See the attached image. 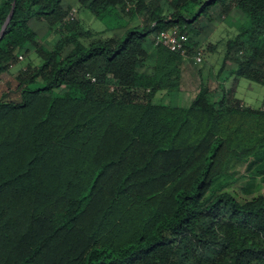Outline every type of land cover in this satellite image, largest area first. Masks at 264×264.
Returning <instances> with one entry per match:
<instances>
[{"label":"trees","instance_id":"1","mask_svg":"<svg viewBox=\"0 0 264 264\" xmlns=\"http://www.w3.org/2000/svg\"><path fill=\"white\" fill-rule=\"evenodd\" d=\"M74 7L121 33L84 30ZM216 7L245 17L225 42L233 80L264 86V0H0V75L35 55L13 73L18 99L0 98V264H264V195L211 190L264 155V99L235 84L179 103ZM171 29L186 57L154 44Z\"/></svg>","mask_w":264,"mask_h":264},{"label":"rangeland","instance_id":"2","mask_svg":"<svg viewBox=\"0 0 264 264\" xmlns=\"http://www.w3.org/2000/svg\"><path fill=\"white\" fill-rule=\"evenodd\" d=\"M74 8L76 9V7ZM218 11L217 7L210 10V15L213 17L211 22L205 19L200 21L204 31L199 39L198 48L202 49L203 61L199 65L194 64L188 58L187 61H184L181 70L179 103L188 105L201 86L208 90L209 98L219 99L225 90L229 94L237 84L234 94L251 106L258 107L264 97V86L243 78H240L236 83L233 80V74H231L233 62L224 58L225 42L238 33V28L244 23L245 17L239 10H233L225 18H222ZM76 19L80 20L84 30L93 31L95 36L104 37L112 33L120 34L122 31L117 27L119 22L112 17H108L106 22L114 24H111L116 28L114 30L105 29L106 23L95 18L91 13L78 11V9ZM39 38V42L53 45L58 36L50 30L41 33ZM149 39L148 37V41ZM30 60H35V55L32 53L23 58V65L19 64L18 66H25ZM18 66L14 65L9 71L0 75V98L5 93L14 100L18 99L15 91L18 82L13 76ZM174 96L177 98V93ZM175 102L177 103V101ZM261 171H264V155L246 161H234L216 179L211 190L215 194L228 192L239 201L253 198L258 194L264 195V173Z\"/></svg>","mask_w":264,"mask_h":264},{"label":"built area","instance_id":"3","mask_svg":"<svg viewBox=\"0 0 264 264\" xmlns=\"http://www.w3.org/2000/svg\"><path fill=\"white\" fill-rule=\"evenodd\" d=\"M76 17V9L72 8L69 12L68 19L72 20ZM154 44H163L170 51L178 52L182 56L186 57V47L185 43L187 41V36L184 33H181L177 29H171L168 31H162L154 37ZM191 60L194 64H200L202 62V52L199 51L197 54L191 57Z\"/></svg>","mask_w":264,"mask_h":264},{"label":"water","instance_id":"4","mask_svg":"<svg viewBox=\"0 0 264 264\" xmlns=\"http://www.w3.org/2000/svg\"><path fill=\"white\" fill-rule=\"evenodd\" d=\"M11 15H12V9H11V11L9 12V14H8V16H7V18H6L5 22H4V24H3L2 31H1V33H0V37H2V35H3V33H4V28L6 27L7 22H8V20L10 19Z\"/></svg>","mask_w":264,"mask_h":264},{"label":"crops","instance_id":"5","mask_svg":"<svg viewBox=\"0 0 264 264\" xmlns=\"http://www.w3.org/2000/svg\"><path fill=\"white\" fill-rule=\"evenodd\" d=\"M185 61H187V60H185ZM263 99H264V97L262 98V100H261V102L259 103L258 107H260V106L262 105V101H263ZM241 101H242V103L251 106L250 104H248V103H247L246 101H244L243 99H241Z\"/></svg>","mask_w":264,"mask_h":264},{"label":"clouds","instance_id":"6","mask_svg":"<svg viewBox=\"0 0 264 264\" xmlns=\"http://www.w3.org/2000/svg\"><path fill=\"white\" fill-rule=\"evenodd\" d=\"M192 61V60H191Z\"/></svg>","mask_w":264,"mask_h":264}]
</instances>
